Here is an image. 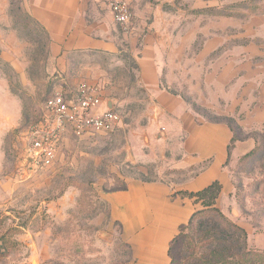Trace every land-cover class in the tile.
<instances>
[{"label": "rangeland", "instance_id": "374dc122", "mask_svg": "<svg viewBox=\"0 0 264 264\" xmlns=\"http://www.w3.org/2000/svg\"><path fill=\"white\" fill-rule=\"evenodd\" d=\"M179 4L182 8L209 4L215 11L223 5L219 10L229 26L239 17L246 22L245 29L264 38V0H179ZM24 41L40 50L41 40ZM44 58L41 54L0 56V264L33 260L35 264H167V247L155 245L162 241L156 237V227L143 222L152 214L134 211L130 204L139 202L128 192L134 181L164 185L172 202L182 199L175 188L180 177L173 174L169 152L166 158L156 156L149 163L142 159L149 140L141 128L148 123V96L137 85L134 71L117 70L113 58L94 57L91 64L96 69L87 75L98 84L115 81L119 88L122 100L115 109L116 127L85 140L67 133L49 167L34 174L24 172L28 127L42 116L57 74L43 69ZM17 60L26 63L24 69L12 65ZM187 74L183 86L193 85L183 87L182 97L199 119L235 128L234 123L228 124L234 118L216 116L201 106L208 96L196 89L198 78L192 77L193 72ZM127 83L131 89L124 97ZM235 135L246 138L243 133ZM255 138L260 144L252 152L228 160L231 190L219 195L215 206L245 230L249 249L264 253V141ZM201 208L196 204L195 210Z\"/></svg>", "mask_w": 264, "mask_h": 264}, {"label": "crops", "instance_id": "0c3cea01", "mask_svg": "<svg viewBox=\"0 0 264 264\" xmlns=\"http://www.w3.org/2000/svg\"><path fill=\"white\" fill-rule=\"evenodd\" d=\"M127 2L132 16L123 30L104 0H0V56L44 55L43 69L57 72L52 88L62 82L70 89L81 81L95 83L87 75L96 69L94 57L113 58L117 70L134 71L137 85L148 96V123L141 128L149 140L142 159L149 163L169 152L182 199L171 202L168 187L140 181L133 182L128 196L139 202L130 204L134 211L152 214L143 222L156 227L157 239L162 238L156 247L168 248L179 225L195 211L194 199L186 194L215 181L220 196L229 193L228 160L237 161L255 149L260 144L255 135L264 141V38L245 29L239 17L229 26L219 10L223 5L215 11L209 4L182 8L179 0ZM26 39L41 40L40 50H33ZM12 65L19 70L26 63L17 60ZM187 72H193L196 89L208 96L201 106L216 116L234 118L246 136L235 141L229 156L230 128L200 120L182 97L183 87L193 85L183 86ZM98 85L105 106L116 109L122 100L116 82ZM130 89L127 83L124 97Z\"/></svg>", "mask_w": 264, "mask_h": 264}, {"label": "built area", "instance_id": "2783aa9c", "mask_svg": "<svg viewBox=\"0 0 264 264\" xmlns=\"http://www.w3.org/2000/svg\"><path fill=\"white\" fill-rule=\"evenodd\" d=\"M104 1L114 22L127 30L132 16L127 0ZM118 122L116 110L105 106L98 84L81 81L70 89L58 83L45 100L42 116L28 127L24 172L34 174L49 167L67 133L85 140L112 132Z\"/></svg>", "mask_w": 264, "mask_h": 264}, {"label": "trees", "instance_id": "16d2710c", "mask_svg": "<svg viewBox=\"0 0 264 264\" xmlns=\"http://www.w3.org/2000/svg\"><path fill=\"white\" fill-rule=\"evenodd\" d=\"M229 122L234 123L235 128L227 125L233 133L228 156L238 140L235 134L241 133L234 120ZM219 193L220 184L215 181L201 191L186 194L202 208L195 210L185 224L179 225L168 244L167 264H264V253L247 247L245 230L228 221L216 208Z\"/></svg>", "mask_w": 264, "mask_h": 264}, {"label": "bare ground", "instance_id": "6f19581e", "mask_svg": "<svg viewBox=\"0 0 264 264\" xmlns=\"http://www.w3.org/2000/svg\"><path fill=\"white\" fill-rule=\"evenodd\" d=\"M31 264H35V261L33 260V261L31 262Z\"/></svg>", "mask_w": 264, "mask_h": 264}]
</instances>
